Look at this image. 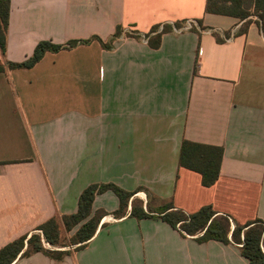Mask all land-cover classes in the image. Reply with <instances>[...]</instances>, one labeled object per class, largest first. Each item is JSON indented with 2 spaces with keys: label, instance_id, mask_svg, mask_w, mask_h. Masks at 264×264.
Masks as SVG:
<instances>
[{
  "label": "crops",
  "instance_id": "obj_1",
  "mask_svg": "<svg viewBox=\"0 0 264 264\" xmlns=\"http://www.w3.org/2000/svg\"><path fill=\"white\" fill-rule=\"evenodd\" d=\"M205 6L9 0L0 52V249L75 214L91 185L135 193L121 215L112 191L96 195L91 211L114 221H100L63 260L36 253L11 264H249L239 246L199 243L157 215L166 204L188 215L210 206L240 226H264V33L255 20ZM186 20L201 29L147 40L123 33ZM76 40L90 42L47 52L30 69L6 67L39 42ZM185 141L222 149L212 186L179 165ZM132 202L150 217L131 216Z\"/></svg>",
  "mask_w": 264,
  "mask_h": 264
},
{
  "label": "trees",
  "instance_id": "obj_2",
  "mask_svg": "<svg viewBox=\"0 0 264 264\" xmlns=\"http://www.w3.org/2000/svg\"><path fill=\"white\" fill-rule=\"evenodd\" d=\"M217 4L218 0H206L205 12L208 14L230 16L241 20L248 18L246 14L239 15L234 12H227ZM255 5L264 13V0H255ZM8 11L9 0H0V52L2 54L5 51ZM257 24L260 30L264 33V17H260L259 20H257ZM156 28L157 26L151 29L150 32ZM167 32H169L168 27H166L161 34ZM135 34L136 35L134 36L137 37L140 35L148 36V34ZM89 42V40H76L70 41L65 45H55L47 41H42L35 46L32 55L25 61L21 63L8 62L6 63V67L9 69H30L47 52L57 53L62 50L74 48L78 45H87ZM98 42L101 43L99 40ZM102 46L103 48L110 47L107 44H102ZM3 68L4 67L0 62V72L3 71ZM221 157V148L209 147L185 141L182 142L180 147L179 165L198 173L201 176L202 186L210 187L218 178ZM106 191H112L118 198L120 215L124 213L128 201L135 194L124 192L112 184L91 185L87 187L79 196L77 212L75 214L61 216L60 218H52L36 229L37 232H40L38 235L32 234L30 237H20L1 248L0 264H11L17 258H26L36 253H41L55 261L63 260L69 252L60 249H46L43 243L45 242L51 246L58 245L57 238L58 232L61 230L60 226H62L64 230L71 231L89 216L92 217L96 215L97 217H94L89 224V221L82 224V230L77 233L80 236L72 242L73 245H76L75 249H81L93 236L100 221L106 216V214L98 212L95 214L91 211L94 197ZM130 215L135 216L138 219L150 217L149 211L148 213H145L141 209L137 210V207L133 202ZM157 215L172 228L179 230L183 236L195 237L196 241L199 243L208 240H215L223 244H235L239 246L241 256L246 259L249 264H264V226L260 221L250 222L243 226L233 223L234 228L231 229L229 223L232 222V220L227 216L217 215L210 206L202 207L196 213L188 215L181 210H175L171 204H166L161 208V212ZM85 229H87L86 232Z\"/></svg>",
  "mask_w": 264,
  "mask_h": 264
},
{
  "label": "rangeland",
  "instance_id": "obj_3",
  "mask_svg": "<svg viewBox=\"0 0 264 264\" xmlns=\"http://www.w3.org/2000/svg\"><path fill=\"white\" fill-rule=\"evenodd\" d=\"M217 5L220 8L226 10L227 12H234V13L239 14V15L246 14L248 16V18H250L251 20H255L256 22H257V20H259L260 17L261 18L264 17L263 11L259 10L258 7L255 5V0H218ZM156 29L153 31L155 32ZM123 33L127 34V35H132L135 32H133V31L129 32L127 29V30L123 31ZM97 212L102 213L99 211H97ZM97 212L95 214H97ZM92 217L89 216L87 219H85V221L79 223L78 226L73 228L71 231L64 230V228L62 226H60L61 230H60V232H58V238H57V244L58 245H56V246L48 245V247H47L46 243L44 242L43 243L44 247L46 249H55V250L62 249V250H66L67 252L74 250L76 248V245H73L72 242H74L80 236L77 233H78V231L82 230V227H83L82 224L87 223L88 221H89L88 222V224H89L90 222H92L94 217H97V216L94 215ZM229 224L232 225V229H233L234 228L233 222H230ZM78 228H79V230H78ZM230 228H231V226H230ZM86 231H87V229H85V232ZM39 233L40 232H35L36 235H38ZM83 233H80V234H83Z\"/></svg>",
  "mask_w": 264,
  "mask_h": 264
},
{
  "label": "built area",
  "instance_id": "obj_4",
  "mask_svg": "<svg viewBox=\"0 0 264 264\" xmlns=\"http://www.w3.org/2000/svg\"><path fill=\"white\" fill-rule=\"evenodd\" d=\"M166 27L169 28V32L172 34H181L183 32L190 31L193 29L194 30H200L201 29L199 27V25L194 20H186V21L181 22V24H176V23L170 22V23L158 25L156 31L155 32L154 31L149 32L150 34H148V36L161 34L165 30ZM128 31L132 32L130 30H128ZM132 35L134 36L136 34L133 33ZM148 36L140 35L139 37L147 40ZM102 221H108L109 222V221H114V219L112 218V216H105V218H103L101 220V222ZM231 229H232V225H231ZM47 247H48V245H47Z\"/></svg>",
  "mask_w": 264,
  "mask_h": 264
}]
</instances>
